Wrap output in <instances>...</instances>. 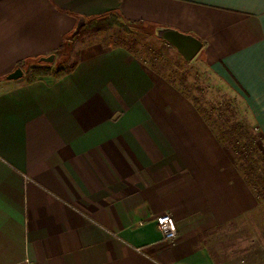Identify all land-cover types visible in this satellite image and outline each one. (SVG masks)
Segmentation results:
<instances>
[{"label":"crops","instance_id":"obj_1","mask_svg":"<svg viewBox=\"0 0 264 264\" xmlns=\"http://www.w3.org/2000/svg\"><path fill=\"white\" fill-rule=\"evenodd\" d=\"M110 15L198 37L264 139V0H0V264H218L212 229L258 205L195 103L126 46L7 79Z\"/></svg>","mask_w":264,"mask_h":264},{"label":"rangeland","instance_id":"obj_2","mask_svg":"<svg viewBox=\"0 0 264 264\" xmlns=\"http://www.w3.org/2000/svg\"><path fill=\"white\" fill-rule=\"evenodd\" d=\"M99 22L102 24L83 27L68 40L70 47L66 44L55 54L54 62L45 66H50L48 68L55 76L63 75L77 63L79 51L84 46L94 43L122 45L194 102L211 125L217 140L233 152L235 163L258 202L239 221L212 229L209 246L213 256L218 264H264V140L253 123L242 94L220 77L202 55L198 54L188 62L173 46L146 33L143 26L118 16ZM38 63L36 60L26 62L22 66L23 76L27 79L42 76L43 70L39 69ZM233 140L240 150L238 154Z\"/></svg>","mask_w":264,"mask_h":264},{"label":"water","instance_id":"obj_3","mask_svg":"<svg viewBox=\"0 0 264 264\" xmlns=\"http://www.w3.org/2000/svg\"><path fill=\"white\" fill-rule=\"evenodd\" d=\"M80 27L81 25L78 26L73 35L79 31ZM154 35L173 46L188 62L193 60L203 47V42L198 37L171 27L156 26L154 28ZM54 60L55 54H51L49 56L40 57L38 62L52 63ZM23 75L24 71L21 67H19L11 72L7 76V79L16 80L21 78Z\"/></svg>","mask_w":264,"mask_h":264},{"label":"built area","instance_id":"obj_4","mask_svg":"<svg viewBox=\"0 0 264 264\" xmlns=\"http://www.w3.org/2000/svg\"><path fill=\"white\" fill-rule=\"evenodd\" d=\"M157 227L164 240H174L178 236L177 221L170 213H164L157 218Z\"/></svg>","mask_w":264,"mask_h":264},{"label":"trees","instance_id":"obj_5","mask_svg":"<svg viewBox=\"0 0 264 264\" xmlns=\"http://www.w3.org/2000/svg\"><path fill=\"white\" fill-rule=\"evenodd\" d=\"M108 17H110V19H111V17L113 18V17H115L114 15H110V16H106V17H103V18H96V19H91V20H89L86 24H85V26L84 27H88V26H93L94 25V23L95 24H99L100 23V25L102 24L101 22H99V21H103L104 19H108ZM112 21V23L113 22H115V21H113V20H111ZM111 23V24H112ZM130 23H133V22H130ZM134 24H137V26H143L144 27V29H145V31H146V33H150V34H153L154 35V28L156 27V25H150V24H146V23H144V22H135ZM123 26V25H122ZM123 28H125V29H128L127 28V26H124ZM76 36V34L75 35H73L72 37L74 38ZM67 45L70 47V42L68 41V43H67ZM68 47V48H69ZM57 76L58 77H60L61 76V74L59 75V74H57ZM207 120V119H206ZM261 135V134H260ZM256 138H258V136L256 135L255 136ZM261 138H262V136H261ZM263 139V138H262ZM264 140V139H263ZM234 142L232 143L233 144V147L235 148V152L238 154L239 152H240V150H239V148H238V146H237V144H236V141L235 140H233ZM239 170L241 171V169H240V167H239ZM242 172V171H241ZM243 173V172H242ZM249 182V181H248ZM250 183V182H249ZM251 184V183H250Z\"/></svg>","mask_w":264,"mask_h":264},{"label":"bare ground","instance_id":"obj_6","mask_svg":"<svg viewBox=\"0 0 264 264\" xmlns=\"http://www.w3.org/2000/svg\"><path fill=\"white\" fill-rule=\"evenodd\" d=\"M162 40V39H161ZM164 41V40H163ZM166 42V41H165Z\"/></svg>","mask_w":264,"mask_h":264}]
</instances>
